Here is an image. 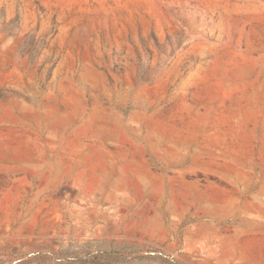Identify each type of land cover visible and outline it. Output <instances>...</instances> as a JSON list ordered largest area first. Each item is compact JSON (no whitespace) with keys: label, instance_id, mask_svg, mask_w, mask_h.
Segmentation results:
<instances>
[{"label":"rangeland","instance_id":"374dc122","mask_svg":"<svg viewBox=\"0 0 264 264\" xmlns=\"http://www.w3.org/2000/svg\"><path fill=\"white\" fill-rule=\"evenodd\" d=\"M0 264H264V0H0Z\"/></svg>","mask_w":264,"mask_h":264}]
</instances>
